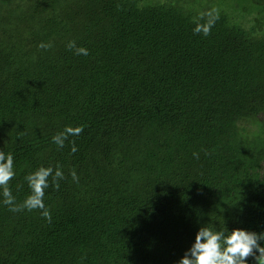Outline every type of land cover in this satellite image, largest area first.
Returning <instances> with one entry per match:
<instances>
[{
    "label": "trees",
    "instance_id": "trees-1",
    "mask_svg": "<svg viewBox=\"0 0 264 264\" xmlns=\"http://www.w3.org/2000/svg\"><path fill=\"white\" fill-rule=\"evenodd\" d=\"M0 152L17 204L64 174L50 220L0 203V264H177L198 227L264 231V0H0Z\"/></svg>",
    "mask_w": 264,
    "mask_h": 264
},
{
    "label": "clouds",
    "instance_id": "clouds-1",
    "mask_svg": "<svg viewBox=\"0 0 264 264\" xmlns=\"http://www.w3.org/2000/svg\"><path fill=\"white\" fill-rule=\"evenodd\" d=\"M218 18L219 13L215 9L201 13L195 22L194 34L202 33L207 36ZM200 20L204 22L200 23ZM39 47L47 49L51 45L41 43ZM67 47L74 49L77 55L88 54L86 48H77L73 41H70ZM81 131L83 129L80 127H65L62 132L52 137V142L59 148H63L69 136H78ZM71 151L73 153L77 151L74 143ZM14 175L13 155L0 152V189H2L0 196L3 197L0 203L12 212L40 210L44 218L50 220V213L44 204L45 189L49 187L48 178L50 176L54 186L59 187L58 181L64 178L59 166L55 171L51 166H41L29 173L25 179L31 192L21 204L16 203L15 197L8 188V183ZM71 176L73 181L78 182L74 171ZM249 258L254 264H264V231L256 232L243 227L222 230L201 226L196 230L194 240L179 258L177 264H250Z\"/></svg>",
    "mask_w": 264,
    "mask_h": 264
}]
</instances>
